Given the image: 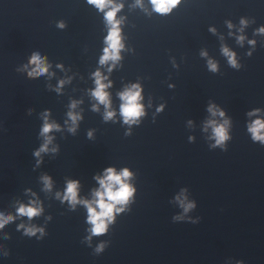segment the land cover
Here are the masks:
<instances>
[{"label": "water", "instance_id": "95a60500", "mask_svg": "<svg viewBox=\"0 0 264 264\" xmlns=\"http://www.w3.org/2000/svg\"><path fill=\"white\" fill-rule=\"evenodd\" d=\"M122 2L126 50L109 74L99 64L108 28L87 0H0V118L23 203L34 198L29 189L43 202V215L28 220L47 233L33 237L39 264H264V145L247 131L251 120L264 119L248 116L264 110V36L255 35L264 26V0H184L167 16L152 12L148 0L147 12L132 7L135 0ZM241 18L250 21L244 35L257 41L255 50L235 38ZM225 46L237 54L239 70ZM38 50L54 77L32 76L24 67ZM209 60L218 72L209 70ZM97 70L113 83L108 91L117 115L107 122L103 105L92 110ZM68 78L62 94L53 90ZM137 83L147 115L128 135L119 93ZM73 100L83 102L75 134L65 124ZM212 104L232 121L227 151L213 149L212 130L205 131ZM46 111L63 130L50 134L59 152L42 154L37 167ZM107 168L130 169L137 191L129 210L89 247L87 209L70 210L56 193L76 180L80 198L91 200L100 187L95 177ZM44 175L53 180L51 192L43 190ZM185 190L197 204L189 216L198 223L174 220L184 214L176 197ZM101 243L107 247L97 255Z\"/></svg>", "mask_w": 264, "mask_h": 264}, {"label": "clouds", "instance_id": "9594fccd", "mask_svg": "<svg viewBox=\"0 0 264 264\" xmlns=\"http://www.w3.org/2000/svg\"><path fill=\"white\" fill-rule=\"evenodd\" d=\"M88 4L96 8L104 16V21L108 28V34L104 38L105 47L103 49V55L100 57L99 64L101 67H107V72L111 74L116 69L120 61L123 59L121 53L126 50L124 42L122 26L125 23L126 17H119L118 14L124 9L125 4L122 0H87ZM184 0H148V3L152 6V12H155L162 16L171 15L177 8L181 6ZM134 8H140L145 12L148 11L144 0H135ZM250 21L246 18H241L240 27L236 29L240 35L236 36L237 42L243 46L245 41L255 50L257 41L248 40L244 35L245 29L249 26ZM60 28L66 27L61 22L58 25ZM229 29H234L236 26L231 21L227 22ZM213 34H216L215 28L209 29ZM235 35V33H230ZM255 35L264 36V26L259 27L255 31ZM223 39V37H221ZM224 55L228 58L231 67L239 70L242 65L239 63L237 54L231 51L228 47L222 49ZM202 56H207L206 52L201 53ZM249 57L253 55L252 51L247 53ZM209 70L212 72H218V64L212 60L208 62ZM32 76H49L54 77L55 73L51 72L52 65L48 62L46 55L42 51H36L32 56L30 64L24 66ZM58 68L63 70V65H57ZM92 78L95 82V88L90 90V95L98 102L93 105V111H99V105H103L105 108L104 120H114L117 113L112 110L111 94L108 89L113 87V83L109 76L103 74L102 71L97 70L92 74ZM72 78L66 80H60L58 86L53 89L57 93L62 94V90L66 84L71 83ZM174 87V86H173ZM119 98L123 102L120 105L119 115L123 118V123L129 126L128 135H131V127L139 125L142 118L146 117L147 112L143 103V88L141 84H132L127 86L123 92L119 93ZM82 101L73 100L70 104V111L67 116L68 119L65 124L68 125V131L75 134L80 121L83 119V115L76 111L79 104ZM150 106V105H149ZM164 105H161L157 112L164 111ZM208 111L211 113L213 119L209 120L205 126V131L208 128L212 130V139L215 143L211 145L213 149L221 148L227 151L228 142L232 140L231 130L232 121L227 118L226 113L215 104L210 105ZM220 117V120L215 117ZM249 117L264 116V110L255 109L248 113ZM51 113L46 111L42 114L44 121L40 131L41 137L44 139V143L41 147L34 152V156L37 158V167L42 163V154L59 152V147L53 144L55 137L50 135L54 131H62L61 126L50 119ZM191 123V122H190ZM247 131L251 134L253 142L264 145V119L251 120L247 125ZM93 137V133L89 132V138ZM194 139V138H190ZM134 178V173L124 168L117 170L115 168H107L104 170L102 176H96L95 179L100 187L93 191V199L80 198V182L76 180H70L66 184V188L63 193H56V198L61 203H67L70 206V210L75 211L77 206H83L87 209V224L91 227L88 229L89 235L85 238V242L91 247V241L93 237H100L106 235L110 227L113 226L117 217L129 210L130 205L134 202L136 195V188L131 183ZM41 181L44 185L45 192H51L53 190V180L50 176L44 175L41 177ZM26 195L34 197L30 199L27 204L19 203L16 214L13 215L4 209H0V230H4L11 223H14L17 217H27L28 220H33L38 216L43 215L44 206L43 202L39 199L36 193L30 189L26 191ZM176 201L183 209V215L176 216L174 218L177 222L198 223V220H193L189 213L196 209L197 204L195 201L189 200L187 196V190L182 192L176 197ZM49 220L52 217H48ZM18 231H23V234L28 237H37L43 240L47 235L45 228L38 227L36 225H26L21 223L18 225ZM6 239L10 237L5 235ZM107 244L101 243L95 248V254H102L106 250ZM0 252H3L4 256H8L9 252L5 250V246L0 244ZM236 264H244L243 261H237Z\"/></svg>", "mask_w": 264, "mask_h": 264}]
</instances>
